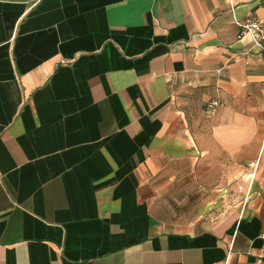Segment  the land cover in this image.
Returning a JSON list of instances; mask_svg holds the SVG:
<instances>
[{
	"label": "crops",
	"instance_id": "crops-1",
	"mask_svg": "<svg viewBox=\"0 0 264 264\" xmlns=\"http://www.w3.org/2000/svg\"><path fill=\"white\" fill-rule=\"evenodd\" d=\"M246 17L264 0H0V264L257 260L264 55L237 38ZM237 176L242 210L183 211Z\"/></svg>",
	"mask_w": 264,
	"mask_h": 264
},
{
	"label": "rangeland",
	"instance_id": "rangeland-1",
	"mask_svg": "<svg viewBox=\"0 0 264 264\" xmlns=\"http://www.w3.org/2000/svg\"><path fill=\"white\" fill-rule=\"evenodd\" d=\"M248 171L249 167L246 166ZM250 173L248 172V176ZM248 176L244 177H233L229 184L225 185V188H216L218 192H216V195H218L214 202H212L208 207L205 208H194L189 207L184 209L183 211L190 214L198 213L200 214V218L204 222H217L221 218H226L232 214H235L238 209L242 210V205L245 201V197L248 196V193H250L248 185L252 181V178H249ZM249 178V179H248ZM247 184H245V187L243 189L239 190V186L243 185V180H246ZM196 204V203H195ZM194 204V205H195ZM201 205V204H199ZM239 211V210H238ZM221 217V218H220ZM213 218V219H211Z\"/></svg>",
	"mask_w": 264,
	"mask_h": 264
},
{
	"label": "built area",
	"instance_id": "built-area-1",
	"mask_svg": "<svg viewBox=\"0 0 264 264\" xmlns=\"http://www.w3.org/2000/svg\"><path fill=\"white\" fill-rule=\"evenodd\" d=\"M236 25L239 29L237 38L241 39L245 36H251L255 45L260 48L264 55V19L246 17L243 20H238ZM220 107L221 103L218 100H211L205 105L204 114L208 117H213ZM250 167L253 168V165H250ZM259 239L262 244L261 254L253 264H264V228L259 234Z\"/></svg>",
	"mask_w": 264,
	"mask_h": 264
}]
</instances>
